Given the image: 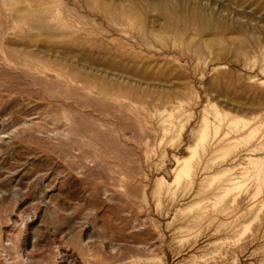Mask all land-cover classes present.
<instances>
[{
	"label": "rangeland",
	"instance_id": "374dc122",
	"mask_svg": "<svg viewBox=\"0 0 264 264\" xmlns=\"http://www.w3.org/2000/svg\"><path fill=\"white\" fill-rule=\"evenodd\" d=\"M260 158L264 0H0V264H264Z\"/></svg>",
	"mask_w": 264,
	"mask_h": 264
},
{
	"label": "bare ground",
	"instance_id": "6f19581e",
	"mask_svg": "<svg viewBox=\"0 0 264 264\" xmlns=\"http://www.w3.org/2000/svg\"><path fill=\"white\" fill-rule=\"evenodd\" d=\"M39 20H41V18ZM215 114H216V116H219L218 111H216ZM210 121L206 117L203 118L199 133H198L197 137L195 138L193 144H191L189 146V148H191V150H192V154H194L197 149H202V150L205 149L206 138L209 135V133H211L210 132V130H211ZM239 123H243L242 124L243 126H246V124H247V122L245 120L237 117V118H233L230 120V122H229L230 128H236ZM218 128H219V125L214 126L213 136H215V134L217 133ZM180 162H182L180 172L185 174V175H188L189 171L191 169L190 158H188V157L183 158ZM251 164H253V166L255 167V169L258 173H261L264 175V158L251 160ZM258 178H259V175H258ZM239 186H240V184H238L237 181H231V184L226 188V191L229 192V191L233 190L234 188H238Z\"/></svg>",
	"mask_w": 264,
	"mask_h": 264
}]
</instances>
